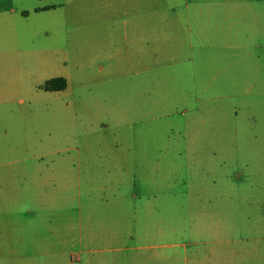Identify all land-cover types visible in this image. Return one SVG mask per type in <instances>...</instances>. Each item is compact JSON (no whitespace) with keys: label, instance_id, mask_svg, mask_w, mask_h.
Instances as JSON below:
<instances>
[{"label":"rangeland","instance_id":"1","mask_svg":"<svg viewBox=\"0 0 264 264\" xmlns=\"http://www.w3.org/2000/svg\"><path fill=\"white\" fill-rule=\"evenodd\" d=\"M52 1L50 74L68 91L34 80L22 113H0L12 162L0 187L20 191L22 219H36L34 175L56 174L45 215L64 264L110 246L130 264H264L263 41L242 35L240 0H152L144 19L106 0ZM117 230L121 242L97 239Z\"/></svg>","mask_w":264,"mask_h":264},{"label":"crops","instance_id":"2","mask_svg":"<svg viewBox=\"0 0 264 264\" xmlns=\"http://www.w3.org/2000/svg\"><path fill=\"white\" fill-rule=\"evenodd\" d=\"M111 5L112 12L119 13L126 5L124 13L132 15L137 19H144L145 6L152 0H106ZM60 6L52 0H0V113L6 112L22 113L21 108L15 107L26 104L22 96L29 92L32 81L40 80V85L46 93H65L68 91L70 81L65 76H54L50 74L53 51H54V13ZM62 10L65 6L62 5ZM146 17H150V12H146ZM137 14V15H136ZM239 16L244 21V32L246 37L258 36L263 42L258 48L262 53L257 57L256 62L264 61V0H240ZM64 17H69L65 15ZM254 22V27L252 26ZM247 29V30H246ZM253 34H249V32ZM248 49L250 46L245 45ZM248 58L250 55L247 56ZM64 78L67 80L68 87L63 91H48L45 85L55 79ZM29 96V95H26ZM14 100H17L14 102ZM17 105V104H16ZM13 113V112H12ZM5 128H2L4 130ZM1 130V127H0ZM3 139L14 143L16 137L8 135L5 131ZM9 162V163H8ZM11 164V160L0 158V165ZM54 164V162H52ZM62 176L68 173L59 174ZM15 179H17L16 175ZM35 176L36 184L31 189L37 195V202L32 206L25 207L28 213H36V219L24 221L22 213L24 206L19 203L20 191L18 189H8L0 187V213L15 212L14 219L4 226L0 222V241L4 244L0 246V264H53V259L59 260V264H64L65 253L53 252L54 224L45 215L48 211L54 210V205L48 203V184L56 174L38 173ZM6 177L0 173V182ZM65 192L66 190H61ZM23 192V190H22ZM12 195L11 197H6ZM64 209V205L59 207ZM67 230V227H66ZM65 225L60 227L59 244L64 245L68 242L65 235ZM120 232V231H119ZM118 230L109 235L108 232L102 234L105 241L113 244L118 240L121 242V233ZM5 234L6 236H2ZM7 237V238H6ZM205 243V242H204ZM224 245L226 241H214V247ZM111 253L100 252L103 255L96 261L89 264H130V258L123 253L125 248H114L110 246ZM210 258L207 256L201 264H208ZM190 261V259H189Z\"/></svg>","mask_w":264,"mask_h":264},{"label":"trees","instance_id":"3","mask_svg":"<svg viewBox=\"0 0 264 264\" xmlns=\"http://www.w3.org/2000/svg\"><path fill=\"white\" fill-rule=\"evenodd\" d=\"M68 87L67 80L64 78H55L45 85L48 91H63Z\"/></svg>","mask_w":264,"mask_h":264}]
</instances>
